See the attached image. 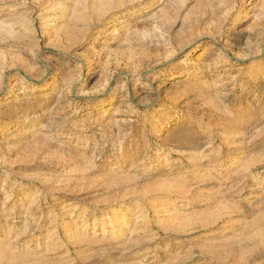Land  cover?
<instances>
[{"label": "rangeland", "instance_id": "374dc122", "mask_svg": "<svg viewBox=\"0 0 264 264\" xmlns=\"http://www.w3.org/2000/svg\"><path fill=\"white\" fill-rule=\"evenodd\" d=\"M0 23V264H264V0Z\"/></svg>", "mask_w": 264, "mask_h": 264}, {"label": "bare ground", "instance_id": "6f19581e", "mask_svg": "<svg viewBox=\"0 0 264 264\" xmlns=\"http://www.w3.org/2000/svg\"><path fill=\"white\" fill-rule=\"evenodd\" d=\"M119 1H120V0H119ZM117 3H120V2L117 1ZM100 4H101V3H100ZM116 5H118V4H116ZM101 6H102V7L99 8V12H97V14L103 12V10H107L108 8H110L111 5H110L109 2L107 1V2H105V3H103V4H101ZM73 12L75 13V11H73ZM106 12H107V11H106ZM106 12H105V13H106ZM78 14H79V12H78ZM103 14H104V13H103ZM73 15H74V14H73ZM76 16H77V18H78L77 12H76ZM66 17H67V16H66ZM98 18H99V17H98ZM44 19H45V18H44ZM82 20H83V19H82ZM76 21H78V20L76 19ZM0 24H1V26H2V25L4 26L5 23H4V24H3V23H0ZM42 24L45 25L46 22L44 21ZM9 25H10V24H8V26H9ZM20 25H21V24H20ZM1 26H0V28H1ZM5 26H6V25H5ZM8 26H7V27H8ZM45 26H46V25H45ZM9 27H10V26H9ZM11 28H12V26H11ZM11 28H8V29H9V30H8L9 32L11 31V30H10ZM43 28H44V27H43ZM0 31L3 32V27L0 29ZM5 31H7V29L4 30V32H5ZM2 32H1V33H2ZM9 32H8V33H9ZM10 33H11V32H10ZM5 34H7V33H5ZM56 73H57V71H55V74H56ZM59 73H60V72H59ZM62 75H63V74H62Z\"/></svg>", "mask_w": 264, "mask_h": 264}]
</instances>
